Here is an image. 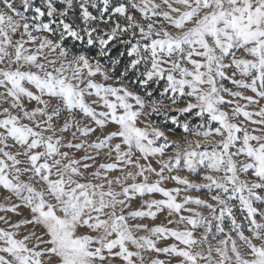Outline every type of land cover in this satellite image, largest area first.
Instances as JSON below:
<instances>
[{
	"label": "snow or ice",
	"instance_id": "snow-or-ice-1",
	"mask_svg": "<svg viewBox=\"0 0 264 264\" xmlns=\"http://www.w3.org/2000/svg\"><path fill=\"white\" fill-rule=\"evenodd\" d=\"M122 63L118 85L105 83ZM0 65V98H11L0 107V187L31 213L20 223L0 217L8 225L0 227V264H144L142 250L178 264H264V107L246 110L264 99V0H0ZM129 74L143 94L123 83ZM161 114L182 129L183 143L151 120ZM109 124L116 130L91 143L57 135L75 128L73 137H88ZM9 140L19 151L6 150ZM170 147L174 155L163 159ZM89 149H107L113 162L89 173ZM149 157H160L158 169ZM181 165L203 182L172 175ZM166 180L184 187L166 188ZM202 188L211 202L182 195ZM137 196L147 198L131 210ZM165 211L167 224L184 228L129 223ZM27 224L43 232L21 237ZM209 234L222 238L213 246ZM169 237L178 243L157 247Z\"/></svg>",
	"mask_w": 264,
	"mask_h": 264
},
{
	"label": "rangeland",
	"instance_id": "rangeland-1",
	"mask_svg": "<svg viewBox=\"0 0 264 264\" xmlns=\"http://www.w3.org/2000/svg\"><path fill=\"white\" fill-rule=\"evenodd\" d=\"M157 2H160V0H157ZM15 38H18V36L14 37V39ZM237 55L240 56V55H243V54L242 53H237ZM3 66L4 65H0V67H3ZM228 75H231V73L229 72ZM96 79H97L98 82H104V81H102V79L100 77H97ZM119 82H120L119 80L113 78L112 80H109V81H107L105 83L112 84L113 86H117ZM224 84H225L226 87L231 88L233 91H243L245 95H249V96H254L255 97V94L252 93L250 90L237 89L234 85H232L227 80L224 81ZM131 90H133V89H131ZM3 92H4V89L0 88V93H3ZM225 98L226 99H232V98L227 97V96ZM255 98L257 100H259V103L258 104L248 105L246 110L252 111V112H256V111H259V109L261 107H264V99H260L259 97H255ZM89 99H95V97H92V98H89ZM10 101H11V98H8L7 101H5L2 98H0V107H8ZM235 102H238L241 105L247 104L246 101L239 100V99H236ZM25 103H26V106L28 108H33V107L36 106L35 101H32L31 103H28L27 101H25ZM93 106L96 107L95 105H93ZM222 107L224 108V110L230 111L231 107H234V104L233 105L222 106ZM75 115H76V119L80 120L82 124H86V125L95 127L94 124H91L88 120L83 119L82 115L79 113V111H77ZM66 116H67V114L65 113V114H62L59 118H54V124L57 125V126H62ZM154 116L158 117L160 115H154ZM0 118H2V117H0ZM240 119L242 120L243 117H240ZM254 119H259V117H254ZM24 122L27 123V121H24ZM249 127L250 128L257 127L258 128L260 126L259 125H249ZM162 129L165 130L166 134L169 137V140H176V141H179V142L183 143L184 133H177L175 130H172L171 132H169L168 129H166L164 127H162ZM75 130H76L75 128H71V129H69L68 132H65V133H59L58 132L57 135H63L64 142L71 141L73 143H77V142H80L81 140L87 139L88 142L91 143L93 141H96L98 137L102 138L104 134H107L108 132L116 130V125L109 124L104 129H99L98 128L95 133L90 134L88 137H82L79 134H77L76 137H73L72 136V132H74ZM188 138L189 139H193V137H191V136H189ZM117 142H119V141L118 140H113L112 141L113 144H115ZM12 143L13 142L11 140L8 141V144H9L10 147L8 149H6V150L7 151H12L13 153H15L16 151H19L18 148L11 147ZM159 143H163V141L161 140ZM62 151H70V155L74 156L77 159H80V158H82L85 155V152L83 150H75V149L69 150L67 148H64V149H62ZM106 151H107V149L101 150L100 154L97 155L95 150H92V149L88 150V153L95 157V161H92V160L85 161V162H87V163L92 165V168H90L88 170L89 173H91L92 171L97 170L99 164H101V163H111V162H113L112 159H110L109 157H107L105 155ZM172 155H174V149L170 147V148L166 149L163 159H167L168 156H172ZM113 157H114V153H113ZM19 158L21 160L25 159L22 156L19 157ZM158 159H160V157H156V158L149 157V161H151L153 167H156L157 169L160 167V165L157 164V162H156ZM141 163H145L146 164V163H148V161L141 160ZM24 166H25L24 164L20 165V167H24ZM117 174L118 173H111L110 175H117ZM171 174L172 175L186 176V177H188V179L190 181H193V182H196V183H202L203 182L202 178H201L202 173H201V175L190 174L186 169L183 168L182 165L180 166L179 170H174L173 173H171ZM165 175L167 176V175H169V173L166 171ZM21 179L24 180L25 182H34V181H31L30 174H23L21 176ZM150 179L154 182L156 177L153 175V176L150 177ZM36 186L40 187L41 185L37 184ZM162 186H164L166 188H169V189L175 188V187H180V188L183 189V187H184L182 185H177L172 180H166L163 183ZM211 194L212 193H210L207 189H203V188L199 189V190L192 189V190L187 191L186 193H182V195H191L193 197L199 196L201 199L209 200V202H211L210 201V195ZM154 195H155V198H158V199L162 198V197H160L159 194H154ZM146 198L147 197L141 198V197L137 196L132 201L131 210L138 209L141 206V204L143 203V199H146ZM180 199H182V197L178 198V201ZM232 203L237 206L234 209V212H235V215H236V218H237V222H243V216H242V214L239 211L238 201H233ZM13 204L20 205V207L17 209V211L16 212L0 211V217H5L9 221V223H20L21 221H23L25 219H30L31 218L30 210L28 208L24 207L22 202L20 200H18L15 197V195L9 193L7 190H5L2 187H0V205H3L4 207H11ZM256 206L257 207H261L258 204ZM187 207L194 208L197 211L202 212L204 215H208V210L206 208L198 207L195 204L187 205ZM182 214L183 215H188L189 213L183 212ZM168 218L169 217H167V212L165 211V212L158 213L157 214V218L155 220H152L151 218H138L137 220H129V223L130 224L143 223V224H147L149 227H154V226H157V225H165V226H167L169 228H178V229H183L184 228V225H177V224L169 225V224H167V219ZM177 219H178V217H177ZM243 223H245V225H246V222H243ZM229 224H230V221L226 220L225 221V229H226V231L228 230ZM0 227H8V225L4 224L3 221H0ZM18 232L20 233L21 237L23 235H28L31 232H35L37 235H40L43 232V228L41 226H34L32 224H27V225H22V227L20 229H18ZM202 232H203V229H198L196 231L195 235L197 237H199ZM213 232H215V229H213ZM136 234L137 235H147V233L143 232V231H138V232H136ZM245 234L249 235V233L247 232L246 228H245ZM221 238L222 237H220V236H213L212 234H209V239H210V242L213 244V246H215L216 245V241L218 239H221ZM32 243H35V241L33 240ZM172 243H178V242H176L174 240V238H172V237H169L166 240L165 239H161V240L157 241V247H166V246H168V245H170ZM180 246L183 247V245H180ZM141 254L144 257V264H151V262L153 260H155V259H159V260L165 261V264H178V261L180 259L178 257H175L174 255H167V254H164V253H156V252H153V251H143L142 250ZM214 257H215V254H214ZM114 264H122V262L120 260H116L114 262ZM137 264H139V262H137ZM201 264H204V262L202 261Z\"/></svg>",
	"mask_w": 264,
	"mask_h": 264
},
{
	"label": "trees",
	"instance_id": "trees-1",
	"mask_svg": "<svg viewBox=\"0 0 264 264\" xmlns=\"http://www.w3.org/2000/svg\"><path fill=\"white\" fill-rule=\"evenodd\" d=\"M36 2L39 3V0H36ZM69 43H71V42H69ZM122 71H123V63L121 65L117 66V73H114L113 74L114 79H117V80L121 81V77L119 76V73L122 72ZM132 79L133 78H132L131 74H129V77L123 78V83L128 84L129 87L131 89H133V90H139L141 92V94H143V90L142 89H139V86L138 85H136L135 83H131V80ZM181 119H183V118H181ZM151 120L154 121V122H156V123H158L160 126L166 128V129L172 128L177 133H183L182 129L176 128V126L175 125H172L170 121L167 124H165L164 123L165 116L162 115V114L160 116H158V117H156V116L153 115L151 117Z\"/></svg>",
	"mask_w": 264,
	"mask_h": 264
}]
</instances>
